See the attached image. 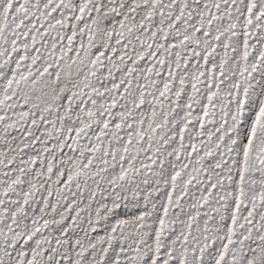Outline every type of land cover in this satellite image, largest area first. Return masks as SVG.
I'll use <instances>...</instances> for the list:
<instances>
[{"label":"snow or ice","instance_id":"obj_1","mask_svg":"<svg viewBox=\"0 0 264 264\" xmlns=\"http://www.w3.org/2000/svg\"><path fill=\"white\" fill-rule=\"evenodd\" d=\"M0 264H264V0H0Z\"/></svg>","mask_w":264,"mask_h":264}]
</instances>
